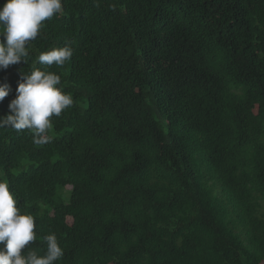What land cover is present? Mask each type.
I'll return each instance as SVG.
<instances>
[{"label":"trees","instance_id":"obj_1","mask_svg":"<svg viewBox=\"0 0 264 264\" xmlns=\"http://www.w3.org/2000/svg\"><path fill=\"white\" fill-rule=\"evenodd\" d=\"M62 9L28 64L0 70V116L36 68L74 100L47 143L0 128V181L35 218L26 248L55 233L57 264H264V0ZM64 46L63 68L36 62Z\"/></svg>","mask_w":264,"mask_h":264},{"label":"clouds","instance_id":"obj_2","mask_svg":"<svg viewBox=\"0 0 264 264\" xmlns=\"http://www.w3.org/2000/svg\"><path fill=\"white\" fill-rule=\"evenodd\" d=\"M62 0H7L0 8V70L29 63L28 45L44 27L43 22L60 14ZM73 56L70 46L41 52L36 62L44 66L63 68ZM61 85V76L36 68L22 74L16 96L8 105L9 113L0 116V128L29 131L34 144L49 142L52 117H59L73 106L74 100ZM8 84L0 85V102L9 96ZM35 218L22 214L8 183L0 181V264H57L64 250L55 233L43 237L46 249L27 247L37 239ZM26 249V250H25Z\"/></svg>","mask_w":264,"mask_h":264}]
</instances>
